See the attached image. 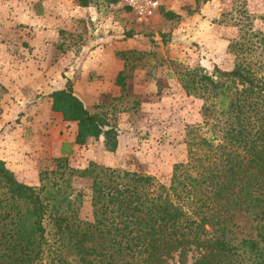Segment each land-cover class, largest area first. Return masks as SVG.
<instances>
[{
  "label": "rangeland",
  "instance_id": "obj_1",
  "mask_svg": "<svg viewBox=\"0 0 264 264\" xmlns=\"http://www.w3.org/2000/svg\"><path fill=\"white\" fill-rule=\"evenodd\" d=\"M158 1L155 16L140 22L123 0H87L86 6L75 0H0V131L18 146L23 131L33 133L31 145L39 137L51 153L28 167L10 153L14 174L37 188L70 177L63 190L70 198L81 192V219L90 217V179L70 175L71 169L94 163L167 183L187 158L186 140L205 136L197 132L203 100L183 88L189 70L210 73L214 66L230 70L241 63L264 78V0ZM126 40L129 49L120 51ZM115 60L123 67L115 68ZM66 79L91 111L116 125L115 151L104 150L102 139L76 143V121L58 111L51 114V130L33 131L27 123L23 107ZM11 82L22 89L9 98L4 83ZM254 226L243 221L240 236L258 240L263 249ZM241 252L231 264H252L253 255ZM192 256L186 264H193Z\"/></svg>",
  "mask_w": 264,
  "mask_h": 264
},
{
  "label": "trees",
  "instance_id": "obj_2",
  "mask_svg": "<svg viewBox=\"0 0 264 264\" xmlns=\"http://www.w3.org/2000/svg\"><path fill=\"white\" fill-rule=\"evenodd\" d=\"M186 75L183 88L203 100L197 132L205 136L186 140L187 158L167 183L94 163L71 169L90 179L88 219L79 217L81 192L63 190L70 177L37 188L0 159V264H186L189 254L193 264H231L242 249L264 264L259 241L240 236L251 221L264 242V78L241 63ZM48 96L51 110L76 121V143L102 139L115 151L116 125L91 111L69 79Z\"/></svg>",
  "mask_w": 264,
  "mask_h": 264
},
{
  "label": "crops",
  "instance_id": "obj_3",
  "mask_svg": "<svg viewBox=\"0 0 264 264\" xmlns=\"http://www.w3.org/2000/svg\"><path fill=\"white\" fill-rule=\"evenodd\" d=\"M127 41L128 40L124 41L123 45H125V46L121 47L120 51H122V50L124 51V50L129 49L130 46L128 47ZM103 42L105 44L108 43L105 40ZM102 45H104V44H102ZM117 67H118V69H120L123 66L118 60H115V68H117ZM4 86L10 87L9 94H8L9 98L12 95H14V96L17 95V93L20 92L22 89L21 85L16 84V82L15 83L11 82L10 86H8L7 84L4 83ZM61 86L62 85L57 86V87H50L49 90L44 91L45 94H43V96H41L40 98L39 97L35 98V100H34L35 103H31L30 105H28V108L23 107L22 113L24 114V117L26 119H28L27 123L29 125H31V127L33 128L32 129L33 131H37L38 128H47V127H49L50 130L52 129V125L50 123V118L55 111L51 110V98L47 97V96H48L49 92L52 91L54 88H59ZM23 87H26L27 92L30 93L31 89L29 86H23ZM24 97L25 96H23L22 98H24ZM77 97H78V95H77ZM23 121H24V119L22 120V123H23ZM20 127L23 128L22 126H20ZM6 129H8V127H6ZM5 133H6V131L5 132L0 131V159L3 160L6 163L7 167L9 169H11L13 172L16 171V169H15L16 167H15V163L11 162L12 157H11L10 153H15V155H18L17 159H19L21 162H23L22 163L23 166H26V167L33 166V164H35L38 161V158H40L42 156H46L50 153L48 151L47 147L39 145V143L41 142L39 140L40 139L39 137L36 138L38 140L39 147H38V145L34 146V147L31 145V143H32L31 140L35 139L33 133L29 136V135H27L26 131H23V138L21 140V146L23 145L22 147L18 146L14 141L11 140V137L8 134L5 135ZM36 134H38V133H35V135ZM74 136H75V131H73V137ZM24 137H27L28 139H24ZM13 143H14V146H13ZM50 155H51V153H50Z\"/></svg>",
  "mask_w": 264,
  "mask_h": 264
},
{
  "label": "built area",
  "instance_id": "obj_4",
  "mask_svg": "<svg viewBox=\"0 0 264 264\" xmlns=\"http://www.w3.org/2000/svg\"><path fill=\"white\" fill-rule=\"evenodd\" d=\"M123 4L140 22H149L159 9L158 0H123Z\"/></svg>",
  "mask_w": 264,
  "mask_h": 264
}]
</instances>
